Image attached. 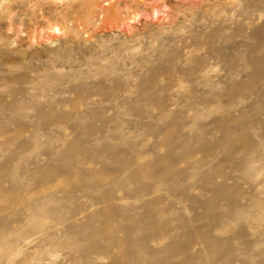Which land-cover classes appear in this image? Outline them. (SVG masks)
Segmentation results:
<instances>
[{
    "label": "rangeland",
    "instance_id": "rangeland-1",
    "mask_svg": "<svg viewBox=\"0 0 264 264\" xmlns=\"http://www.w3.org/2000/svg\"><path fill=\"white\" fill-rule=\"evenodd\" d=\"M195 2L0 0V264H264V0Z\"/></svg>",
    "mask_w": 264,
    "mask_h": 264
},
{
    "label": "bare ground",
    "instance_id": "bare-ground-1",
    "mask_svg": "<svg viewBox=\"0 0 264 264\" xmlns=\"http://www.w3.org/2000/svg\"><path fill=\"white\" fill-rule=\"evenodd\" d=\"M205 1H209V0H198V2L197 3L195 2V3L197 4L198 8H202V7H204L203 4L205 3ZM224 1L230 2L231 0H224ZM221 2H222V0H221Z\"/></svg>",
    "mask_w": 264,
    "mask_h": 264
}]
</instances>
